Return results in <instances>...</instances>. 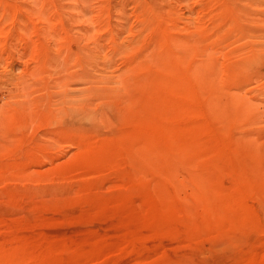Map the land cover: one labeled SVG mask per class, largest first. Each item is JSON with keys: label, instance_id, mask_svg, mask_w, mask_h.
I'll return each mask as SVG.
<instances>
[{"label": "rangeland", "instance_id": "rangeland-1", "mask_svg": "<svg viewBox=\"0 0 264 264\" xmlns=\"http://www.w3.org/2000/svg\"><path fill=\"white\" fill-rule=\"evenodd\" d=\"M0 264H264V0H0Z\"/></svg>", "mask_w": 264, "mask_h": 264}]
</instances>
